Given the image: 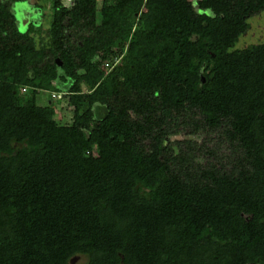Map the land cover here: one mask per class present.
<instances>
[{
  "label": "trees",
  "instance_id": "trees-1",
  "mask_svg": "<svg viewBox=\"0 0 264 264\" xmlns=\"http://www.w3.org/2000/svg\"><path fill=\"white\" fill-rule=\"evenodd\" d=\"M72 1L0 0V264H264V0Z\"/></svg>",
  "mask_w": 264,
  "mask_h": 264
},
{
  "label": "rangeland",
  "instance_id": "rangeland-1",
  "mask_svg": "<svg viewBox=\"0 0 264 264\" xmlns=\"http://www.w3.org/2000/svg\"><path fill=\"white\" fill-rule=\"evenodd\" d=\"M65 4L67 5H73L72 0H63ZM33 7H30L29 4H21L18 3L16 5V12L18 14V19L22 24V27H24V23L27 22L26 19L30 21V26H33V30L36 31L39 26H42V29H47L49 27V20L50 15L53 8V0H32ZM41 11L42 15L44 17L41 18ZM102 13V12H101ZM104 18L103 13L100 14V19L102 20ZM250 23V30L248 33L240 39V42L237 45L238 49H245L249 46H253L256 44L264 43V13L262 15L256 16L254 18H251L249 20ZM26 31V29H25ZM34 33V32H33ZM122 89V88H121ZM119 91V90H118ZM105 99H108L111 103L119 106L121 109L127 110L129 108L124 107V104L127 103V98L124 96L125 94H120V97L116 98V96L112 93L109 94L106 91H103L101 93ZM47 96V95H46ZM57 102V101H56ZM44 104L49 105L51 103V100L45 99L43 100ZM53 105H57L61 108V114H59L58 119L62 121V123L70 124L72 123V108H69L68 102H52ZM186 135H181L177 139V141H182L185 139ZM203 138V136H201ZM201 138L199 140H201ZM87 260L83 256H77L74 257L71 260V264H86Z\"/></svg>",
  "mask_w": 264,
  "mask_h": 264
},
{
  "label": "built area",
  "instance_id": "built-area-1",
  "mask_svg": "<svg viewBox=\"0 0 264 264\" xmlns=\"http://www.w3.org/2000/svg\"><path fill=\"white\" fill-rule=\"evenodd\" d=\"M51 95H52L53 98H56L58 96L56 93H52Z\"/></svg>",
  "mask_w": 264,
  "mask_h": 264
},
{
  "label": "water",
  "instance_id": "water-1",
  "mask_svg": "<svg viewBox=\"0 0 264 264\" xmlns=\"http://www.w3.org/2000/svg\"><path fill=\"white\" fill-rule=\"evenodd\" d=\"M59 65H62L61 61L58 60Z\"/></svg>",
  "mask_w": 264,
  "mask_h": 264
}]
</instances>
